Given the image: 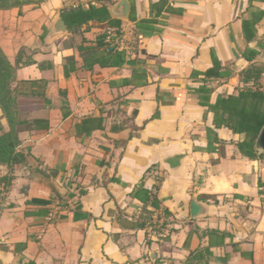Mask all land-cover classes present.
<instances>
[{
  "label": "crops",
  "instance_id": "1",
  "mask_svg": "<svg viewBox=\"0 0 264 264\" xmlns=\"http://www.w3.org/2000/svg\"><path fill=\"white\" fill-rule=\"evenodd\" d=\"M37 1L0 10L1 51L48 102L30 114L48 129L18 133L25 161L0 166V264H264V154L214 109L252 87L242 72L264 78V0ZM91 6L110 21L51 34ZM102 35L136 47L84 68Z\"/></svg>",
  "mask_w": 264,
  "mask_h": 264
},
{
  "label": "trees",
  "instance_id": "2",
  "mask_svg": "<svg viewBox=\"0 0 264 264\" xmlns=\"http://www.w3.org/2000/svg\"><path fill=\"white\" fill-rule=\"evenodd\" d=\"M33 3L32 0H0V10L10 9L21 4ZM38 3V2H34ZM108 12L104 7L79 8L77 10H63L61 18L68 30L74 31L88 21L103 22L108 20ZM120 37L119 31L116 32ZM108 35L99 36L94 44L84 43L78 48L83 57V67L90 69L94 64L101 67L114 66L124 61V52L118 51L112 41H107ZM136 39V34H134ZM136 47L135 42L129 45L130 51ZM65 63L74 64V58H65ZM88 63V64H87ZM216 67H220L219 63ZM64 68L65 76L68 72ZM214 68V67H213ZM15 67L12 66L0 49V111L5 119L7 128L0 122V166H6L9 170L25 161L24 154L18 149V133L25 130H47L48 123L45 120L31 119L30 114L44 108L48 102L45 97V82L42 80H17ZM243 73V80L252 81V87H245L238 91L236 96H228L219 99L215 105V114H218L225 127L232 132L244 136L238 148L247 157H253L243 151V148L252 150L254 143L264 126V93L259 88V80L263 71L248 69ZM214 70L207 71L206 75H213ZM217 104V105H216ZM101 128V123L94 126ZM13 180L12 176L0 177V185L9 187ZM82 194V192H80ZM155 204L156 198H151ZM33 202L45 203L34 200ZM142 216L143 225L151 223V212L144 211Z\"/></svg>",
  "mask_w": 264,
  "mask_h": 264
},
{
  "label": "water",
  "instance_id": "3",
  "mask_svg": "<svg viewBox=\"0 0 264 264\" xmlns=\"http://www.w3.org/2000/svg\"><path fill=\"white\" fill-rule=\"evenodd\" d=\"M124 1L119 2V4L117 5V7H123L124 6ZM127 9V8H126ZM125 12H122L121 16L123 18H125ZM51 34L53 35H62V34H66L67 33V28L64 25L61 17L59 15H57L52 23L51 26ZM1 115V113H0ZM255 151L259 154H264V126L261 129L259 136L257 138L256 141V146H255Z\"/></svg>",
  "mask_w": 264,
  "mask_h": 264
},
{
  "label": "built area",
  "instance_id": "4",
  "mask_svg": "<svg viewBox=\"0 0 264 264\" xmlns=\"http://www.w3.org/2000/svg\"><path fill=\"white\" fill-rule=\"evenodd\" d=\"M115 45L118 51H124V52L130 51L129 45L124 44L123 41H116ZM259 88L264 93V78L261 80L259 84ZM52 217H53V213H50L49 219H51Z\"/></svg>",
  "mask_w": 264,
  "mask_h": 264
},
{
  "label": "rangeland",
  "instance_id": "5",
  "mask_svg": "<svg viewBox=\"0 0 264 264\" xmlns=\"http://www.w3.org/2000/svg\"><path fill=\"white\" fill-rule=\"evenodd\" d=\"M20 1H26V0H20ZM33 2H38L37 0H32ZM1 116H2V113H1Z\"/></svg>",
  "mask_w": 264,
  "mask_h": 264
}]
</instances>
